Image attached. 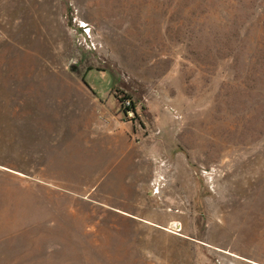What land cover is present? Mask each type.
Returning <instances> with one entry per match:
<instances>
[{
  "label": "rangeland",
  "instance_id": "obj_1",
  "mask_svg": "<svg viewBox=\"0 0 264 264\" xmlns=\"http://www.w3.org/2000/svg\"><path fill=\"white\" fill-rule=\"evenodd\" d=\"M72 127L127 133L140 189L115 191L109 160L61 188ZM247 260L264 264V0H0V264Z\"/></svg>",
  "mask_w": 264,
  "mask_h": 264
},
{
  "label": "crops",
  "instance_id": "obj_2",
  "mask_svg": "<svg viewBox=\"0 0 264 264\" xmlns=\"http://www.w3.org/2000/svg\"><path fill=\"white\" fill-rule=\"evenodd\" d=\"M72 128L69 132V135H71L70 141H68L64 149L62 148L60 156L57 157L68 158L70 163L74 164L68 170L70 172L69 178L63 179L61 177L57 179L62 186L61 188L67 191H74L75 189L70 187L73 184L79 189L81 182L79 180L75 182V180L71 179V171L80 172L81 169L86 174L95 173L100 165L105 164L109 160L113 161L112 165L117 167L115 169H117L118 182L116 181L117 187L115 191H138L140 189L142 186L141 181L148 178L149 169L144 163L147 157L142 158L139 157L140 155L135 154L137 153V147L128 140L129 135L127 133L108 127L89 133L76 131L77 127ZM109 164L111 167V163ZM86 174L80 178H85ZM112 188L115 187L106 188L104 191H112Z\"/></svg>",
  "mask_w": 264,
  "mask_h": 264
},
{
  "label": "built area",
  "instance_id": "obj_3",
  "mask_svg": "<svg viewBox=\"0 0 264 264\" xmlns=\"http://www.w3.org/2000/svg\"><path fill=\"white\" fill-rule=\"evenodd\" d=\"M131 101L130 100H125L122 102V105H123V108H124V114L127 115V116H132V114L134 113V109L131 108L132 105L130 103ZM128 108H131V110H126Z\"/></svg>",
  "mask_w": 264,
  "mask_h": 264
},
{
  "label": "trees",
  "instance_id": "obj_4",
  "mask_svg": "<svg viewBox=\"0 0 264 264\" xmlns=\"http://www.w3.org/2000/svg\"><path fill=\"white\" fill-rule=\"evenodd\" d=\"M118 100H120V102H123V101H125V100H130V98L126 97V98H122V99H118ZM130 103H131V105H132L131 108L134 109V103H132V102H130ZM131 108H128V109H126V110H131Z\"/></svg>",
  "mask_w": 264,
  "mask_h": 264
},
{
  "label": "bare ground",
  "instance_id": "obj_5",
  "mask_svg": "<svg viewBox=\"0 0 264 264\" xmlns=\"http://www.w3.org/2000/svg\"><path fill=\"white\" fill-rule=\"evenodd\" d=\"M145 165V164H144ZM135 177V176H134ZM130 188V187H129ZM124 189V188H123ZM228 254H230V255H233V254H231V253H228ZM234 257H237V256H235V255H233ZM238 258V257H237ZM248 261V260H247ZM248 262H250V263H252V264H256V263H253V262H251V261H248Z\"/></svg>",
  "mask_w": 264,
  "mask_h": 264
}]
</instances>
